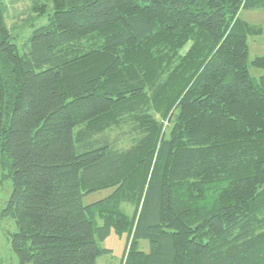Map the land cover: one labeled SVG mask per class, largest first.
I'll return each instance as SVG.
<instances>
[{
    "label": "trees",
    "instance_id": "obj_1",
    "mask_svg": "<svg viewBox=\"0 0 264 264\" xmlns=\"http://www.w3.org/2000/svg\"><path fill=\"white\" fill-rule=\"evenodd\" d=\"M50 5L20 53L0 0L2 214L18 263L95 264L114 233L123 264H264V75L247 66L264 29L240 18L264 0ZM250 64L264 70V55Z\"/></svg>",
    "mask_w": 264,
    "mask_h": 264
},
{
    "label": "rangeland",
    "instance_id": "obj_2",
    "mask_svg": "<svg viewBox=\"0 0 264 264\" xmlns=\"http://www.w3.org/2000/svg\"><path fill=\"white\" fill-rule=\"evenodd\" d=\"M3 24L14 36L12 43L16 45L18 52H22L23 44L30 36L33 29L47 23V16L51 14L50 0H1ZM38 4H46L47 8L42 16H38L32 8ZM241 20L258 25L264 29V9L244 10L240 14ZM264 55V36L247 37V66L249 75L254 79L264 75V70L251 66L250 62L257 56ZM11 179L3 177L0 171V264H19L12 249L11 236L17 229L10 217L4 216L2 210L11 194ZM112 189L99 190L87 196H83L82 202L85 206L93 204L107 197ZM97 226L101 221L97 219ZM97 245L101 250H107L96 258L95 264H123L125 256V238L111 233L107 239ZM142 247L148 250L147 243L141 241Z\"/></svg>",
    "mask_w": 264,
    "mask_h": 264
}]
</instances>
